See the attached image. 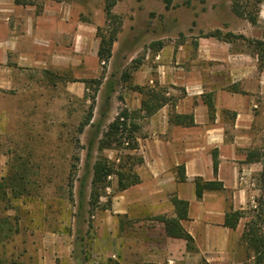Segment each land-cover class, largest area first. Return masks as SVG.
I'll return each mask as SVG.
<instances>
[{
    "label": "crops",
    "instance_id": "0c3cea01",
    "mask_svg": "<svg viewBox=\"0 0 264 264\" xmlns=\"http://www.w3.org/2000/svg\"><path fill=\"white\" fill-rule=\"evenodd\" d=\"M75 17L65 3L48 1L37 8L0 0V124L6 116L4 100L23 99V92L28 93L23 86H31L32 79L24 77L26 72L53 65L56 56L62 66L68 65L70 45L86 50L85 32ZM189 41L178 43L173 57L171 46L160 50L155 81L146 66L133 76L134 84L161 88L166 100L145 116L142 93L132 91L128 107L141 118L132 123V152L141 158L133 169L140 180L113 191L108 207L91 212L95 255L114 257L119 264H239L250 258L241 239L244 217L233 228L223 221L228 209L249 206L256 190L250 185L263 171L264 154L259 159L253 154L250 160L247 154L260 152L256 132L261 115L255 108L264 97V72L241 60L228 43L212 37H198L194 46ZM205 99L212 101L211 113ZM180 166L183 181L178 179ZM196 177L219 181L222 188L206 189L197 197ZM171 196L188 202L180 223L192 237L190 247L164 230V221L175 218ZM67 237L51 236L45 263L57 258L59 264H72Z\"/></svg>",
    "mask_w": 264,
    "mask_h": 264
},
{
    "label": "rangeland",
    "instance_id": "374dc122",
    "mask_svg": "<svg viewBox=\"0 0 264 264\" xmlns=\"http://www.w3.org/2000/svg\"><path fill=\"white\" fill-rule=\"evenodd\" d=\"M20 1L37 8L48 1L68 5L85 32L86 50L78 52L77 46L70 45L68 65L62 66L61 57L56 56L53 65L26 72L24 77L32 79L31 86H23L28 93L23 92V99L7 98L2 103L6 116L0 124V264H48L45 246L53 234L60 233L68 236L65 241L72 264H119L114 257L93 253L90 218L93 210L109 206L110 196L118 190L116 176L108 175L105 186L91 197L90 179L97 158H106L115 166L125 162L127 155L138 156L132 152L134 133L129 128L141 119L140 112L130 109L128 102L132 91L139 92L136 86L143 91L161 88L134 84L133 76L146 66L155 81L160 50L171 46L173 57L178 43L190 40L194 46L198 37L228 43L231 51L241 54V60L264 72V59L259 63L252 47L239 37L264 39V0ZM106 1L113 2L112 18L106 17ZM249 14L256 15L255 23ZM115 28L109 57L99 59L97 52L94 56L93 39L99 45ZM215 31L226 39L209 35ZM260 99L255 108L261 115L256 134L260 137L257 147L264 152V97ZM88 115L91 125L80 127ZM116 117L125 125L121 134L109 130ZM83 174L84 213L80 216L77 180ZM260 177L250 185L256 190L243 209V227L257 214L264 219V165ZM257 224L264 234V222ZM252 254L249 250L250 258L239 264H256ZM49 264L59 261L55 258Z\"/></svg>",
    "mask_w": 264,
    "mask_h": 264
},
{
    "label": "trees",
    "instance_id": "16d2710c",
    "mask_svg": "<svg viewBox=\"0 0 264 264\" xmlns=\"http://www.w3.org/2000/svg\"><path fill=\"white\" fill-rule=\"evenodd\" d=\"M15 3L21 4L26 2H21L20 0H14ZM171 0H165L166 3H169ZM113 5V2L106 1L104 6V11L107 18L114 17L111 12V6ZM236 11V10H235ZM242 13V12H241ZM251 23H255L256 21V15L252 14L248 16ZM117 30L115 28L110 32L108 39H101L97 48V57L99 59H107L110 55V45L111 41L113 39L114 32ZM210 36H214L217 39H221L222 37L224 39L225 36H221L219 31H215L209 34ZM227 35L233 36V34L228 33ZM234 37H237L234 35ZM243 41H245L248 45H250L253 49V53L257 55V61L260 63L264 59V39H251L248 37H245L243 35L239 36ZM222 38V39H223ZM136 89H138L139 92L146 95V98L141 99L140 104V110L143 111V114L145 116H148L152 114L158 107L162 105L163 102H165V98L160 94V91H155L154 89H149L146 91H143L141 87L136 86ZM204 103L207 106L208 112L211 113L213 111V104L210 99H205ZM119 117H116L110 124H109V130L115 134L122 133L123 129H125L124 122H120L118 120ZM90 121V115L87 116L86 120L84 122H81L80 127H83V125L89 124L91 125ZM119 125L122 127L119 130ZM134 124L130 123L129 132L134 129ZM133 144H131V148H134V140L135 138L132 137ZM131 139V140H132ZM253 154L257 159H259L261 156H263L264 152H248L247 159H252ZM213 170L216 171V155L213 153ZM141 162V158L139 156H126V161L123 163H119L117 165H113L109 160L106 158H97L94 163L91 166V189L89 193V197L91 196H97L98 190L100 188H103L105 186L104 182L108 175L115 174L116 176V184L117 189L121 190L124 189L130 185L136 184L139 182V176L133 169V166L135 164H138ZM180 171L178 173V179L183 181L185 180V175L182 170V166H180ZM21 177V176H20ZM15 178V177H13ZM2 181L3 178H1L0 181V189L2 187ZM8 182L12 181L10 178L7 180ZM78 189H77V214L82 215L84 213V189H85V177L84 174L78 178ZM194 186H195V195L197 197H200L202 192L206 189H221L222 184L219 181L216 180H209L204 181L201 180V178L196 177L193 180ZM171 202L174 206V214L175 218L164 221V230L168 236L171 237H178L186 240L190 247V241L192 240V237L190 234L182 227L180 223V219H183L186 217V210L188 202L187 200L179 199L176 196H171ZM87 204H89V201H87ZM243 216V210H233L232 208L225 211L224 214V221L223 225L228 227H235L239 218ZM259 214L256 215L255 219L249 220L248 224L244 226V229L241 234V239L246 243V247L248 250H251L253 253L252 256L255 259L254 262L256 264H261L264 260V234H262L259 230L260 226L258 221L264 222V219L259 218ZM83 221V219L81 220ZM202 264H208L206 261L202 260Z\"/></svg>",
    "mask_w": 264,
    "mask_h": 264
}]
</instances>
